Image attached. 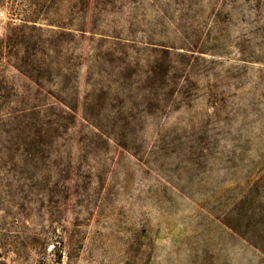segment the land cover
<instances>
[{"label":"rangeland","instance_id":"374dc122","mask_svg":"<svg viewBox=\"0 0 264 264\" xmlns=\"http://www.w3.org/2000/svg\"><path fill=\"white\" fill-rule=\"evenodd\" d=\"M0 39V264H264V0H0Z\"/></svg>","mask_w":264,"mask_h":264},{"label":"trees","instance_id":"16d2710c","mask_svg":"<svg viewBox=\"0 0 264 264\" xmlns=\"http://www.w3.org/2000/svg\"><path fill=\"white\" fill-rule=\"evenodd\" d=\"M9 38H11V37H9ZM4 42H5V41H3V39H0V46L3 45ZM1 54H2V53H1Z\"/></svg>","mask_w":264,"mask_h":264}]
</instances>
